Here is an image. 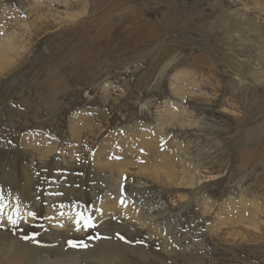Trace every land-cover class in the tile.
I'll use <instances>...</instances> for the list:
<instances>
[{"label": "rangeland", "instance_id": "1", "mask_svg": "<svg viewBox=\"0 0 264 264\" xmlns=\"http://www.w3.org/2000/svg\"><path fill=\"white\" fill-rule=\"evenodd\" d=\"M48 3L0 0L4 42L17 18L30 24L19 23L16 61L0 68V197L10 202L0 212L17 220L0 233L45 244L51 215L72 208L94 225L81 219L82 233L66 241L79 256L104 244L127 264H264V0ZM180 71L199 87L176 92ZM166 100L198 125L172 126ZM154 125L187 148L200 180L193 189L165 188L149 165L125 170L110 152L99 164L101 147L124 149L122 137ZM105 197L129 198L171 242L117 212L110 222L124 228L112 232L99 220ZM27 211L36 218L20 221Z\"/></svg>", "mask_w": 264, "mask_h": 264}, {"label": "bare ground", "instance_id": "2", "mask_svg": "<svg viewBox=\"0 0 264 264\" xmlns=\"http://www.w3.org/2000/svg\"><path fill=\"white\" fill-rule=\"evenodd\" d=\"M48 2L61 3L62 0H33L35 7L38 8L44 7L45 4H49ZM3 13L13 14L14 12L9 11L7 7H5ZM17 14H15L16 17H18ZM0 15H2V13ZM76 17L77 16H74L73 18ZM2 20H3L2 21L3 25L4 24L6 25L7 23H4V19ZM19 23L24 26L25 30L30 31L29 21L25 17H21V19L19 17L17 18L16 26L13 29V31L11 33H9V31L6 32V36H7L6 42L2 40V37L0 35V68L1 69L16 61L14 53L16 52V50H18L16 33L18 32L17 29L19 28L20 25ZM3 25L0 22V32L1 31L4 32ZM5 68L7 70V67ZM191 75L192 73L188 71L177 72L174 75L175 83H172V85L174 86V90L176 92L181 93V95H184V93L186 94L184 89H187V87L188 89L191 90L194 88H198L200 83L197 76L194 74L195 77H192ZM182 79L184 80V82H186V85L182 81ZM162 112L165 113V116L167 117L166 120L172 121L171 122L172 126L179 125L182 128H186V127H196L198 125V122L193 117H190L187 114L188 112L181 104H176L170 100H166L163 103ZM86 114L88 113L87 112L81 113L80 119L84 117L86 118L87 117ZM87 120L89 121V117ZM154 126L143 127V130L138 128L139 130H141V133L135 136L132 134V132L128 131L129 138L122 137L121 140L123 141H119V144L122 145L124 149L109 150L108 146L101 147L98 150L96 157V159L99 161V164L107 166V163L105 162L106 153L110 152L116 158L121 156L123 160L120 164L123 169L125 168L135 169V167H137L136 170H143L144 167L143 165H149L148 169L149 168H151V170L153 169L152 171H154L156 175L155 178L157 177L156 179L158 180V182L161 183L165 188H171L177 185L178 188L181 189H186V188L193 189V187H196L197 184H199L200 180L196 175V173H194L197 168L192 164L193 163L192 160L186 158V155H188L189 153L187 148H183V146L180 143H175L173 140L166 141L165 132L160 131V129ZM78 129H80V127H78ZM47 142H49L50 145H53L52 144L53 141L48 140ZM49 149H47L45 152L52 153V151ZM140 154L142 158L143 155H145V157L148 159L147 164H145L146 162H144V159L140 158ZM129 200H130L129 198L128 200H124V201L123 200L118 201L117 199L106 198L105 201H102L100 203V207H101L100 212L102 214L98 213L100 215L99 220L103 222L102 224L111 225L112 232L116 229L124 228V227H119L116 224H112L110 222L111 215L109 214L113 212H117L118 214H121V216L123 215V218L126 221L135 222L140 227L149 226L150 234L152 233L161 234L166 240H169V242H171L170 238L167 239L166 236L167 233L163 231L162 228L160 229L156 227V225L150 226L149 221L146 220L140 214V211L134 209L133 207L134 203L132 201L130 202ZM241 200H243V198H241ZM121 201H123V203ZM202 201H203V205L205 206L212 205L211 204L212 201L207 197L203 196ZM235 203L237 204L236 200ZM9 204H10L9 201L5 200L3 197H0V211L1 210L3 211L4 208H7ZM71 206L72 205L70 204V207ZM232 209L233 208H230L229 210ZM29 213L31 212L28 211L25 212L24 214L20 215L18 219L22 222L25 221L27 222L36 218V214L32 213L34 215H29ZM77 214H80V212L72 210V208H70L59 214L57 213V215L56 214L51 215L52 216L51 218L53 219L54 223L52 224L53 226L51 227L49 232L54 233L53 234L54 237L55 236L60 237V241H57L56 238H53V236L51 235L52 233L48 235L47 232H45L44 237L47 240L46 241L47 243L39 244L37 246L34 244V242H31V240L27 243H20L16 240H13L10 234L8 233H0V236H3V238L6 237L3 242V246L0 248L1 264L2 261H7L9 262L8 264H65L64 261H68V262L70 261V264H78L80 260H85V259L91 262L92 264H115L116 260H120L122 263L127 264L128 259L121 258L123 257V253L121 250H119L118 248L109 249L104 244H100V245L95 244L94 248L85 251L84 255L81 256L78 255L79 253L76 248L78 246L77 243L72 242L71 243L72 248H70L66 244L68 237L71 235L72 240H74L79 235L78 233H82L83 231V230L80 231V228H78L80 227L78 226L80 224H77V220L79 219ZM252 217L253 216H251V218ZM8 218H9L8 215H4L3 212H0V223L3 224L2 226H4V224L6 225L8 223H11ZM15 221L17 222V220ZM67 221L70 223L68 224ZM81 223L84 224V221L81 220Z\"/></svg>", "mask_w": 264, "mask_h": 264}, {"label": "snow or ice", "instance_id": "3", "mask_svg": "<svg viewBox=\"0 0 264 264\" xmlns=\"http://www.w3.org/2000/svg\"><path fill=\"white\" fill-rule=\"evenodd\" d=\"M123 203V201H121ZM29 215H34L32 213H29ZM79 219L77 220V224L80 223V220L82 219L84 221V227L85 228H88V227H94V225L92 224V220H91V217H83L82 214H77ZM9 221L12 222V223H15L14 220H12V217L9 216ZM121 239H123V237H120ZM70 244L72 243L71 241L69 242ZM73 246H76V245H73ZM81 246H85V245H81Z\"/></svg>", "mask_w": 264, "mask_h": 264}]
</instances>
